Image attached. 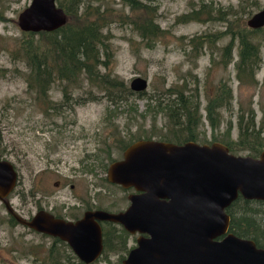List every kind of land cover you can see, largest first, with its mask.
Returning <instances> with one entry per match:
<instances>
[{
  "label": "rangeland",
  "instance_id": "rangeland-1",
  "mask_svg": "<svg viewBox=\"0 0 264 264\" xmlns=\"http://www.w3.org/2000/svg\"><path fill=\"white\" fill-rule=\"evenodd\" d=\"M30 1L0 0V67L7 71L0 76V156L9 159L18 173L16 187L9 198L19 214L29 216L40 204L57 209L62 202H73L70 183L78 184V190L85 192L84 197H87L85 186H88L89 200L96 206L112 210L124 208L128 203L126 194L106 180L107 168L122 157V146L138 132L153 136L164 130L166 120L154 115V110L147 105L153 98L168 96L163 93L165 89L181 88L184 84L197 87L204 116L207 93L214 91L219 80H224L232 88L233 108L231 112L222 110L219 130L225 129L228 118L235 124L241 104H252L258 125L264 122V48L256 81L251 84H241L235 78L237 46L232 50L233 61L227 67L220 59L221 49L231 36L225 32L227 28L233 29L234 24L235 28L246 25L254 12L264 8V0L152 1L157 12L151 7L149 16L153 15L163 30L153 46H148L134 29L130 21L138 13L131 12L122 0H83L77 14L86 5L92 13L97 5L101 12L105 9L109 12V22L102 30L108 65L100 66L99 70L122 85L99 86L82 75L79 88L71 87L67 95L63 93V84L55 82L47 92L45 104L40 98L35 99L36 94L29 90L25 63L12 61L9 49L26 37L17 18ZM56 2L60 6L59 1ZM231 7L237 12L236 16L229 14ZM196 11L199 19L182 20L186 14ZM224 11L227 14L223 15ZM67 19L75 21L77 17ZM202 35L201 44L191 49L190 40ZM135 76L147 79L146 95L137 96L135 93L139 92L130 88ZM126 88L132 93L123 92ZM119 94L127 100L116 98L114 101ZM152 122L155 123L153 129ZM200 131L203 135L198 142L212 139L208 122L205 121ZM237 134L234 126L231 137L236 138ZM81 163L87 173L81 170ZM59 179L67 186L51 195L54 182ZM114 200L118 203L116 208ZM50 246H57L62 254L65 245L10 221V215L0 202V264H39L38 259L46 255ZM104 254L93 264H120L125 255L121 251Z\"/></svg>",
  "mask_w": 264,
  "mask_h": 264
},
{
  "label": "water",
  "instance_id": "water-1",
  "mask_svg": "<svg viewBox=\"0 0 264 264\" xmlns=\"http://www.w3.org/2000/svg\"><path fill=\"white\" fill-rule=\"evenodd\" d=\"M67 18L56 0H31L18 14L17 24L24 32H51ZM246 24L262 28L264 8ZM129 86L135 92L145 91L147 79L135 76ZM107 179L137 192L128 196L130 204L124 211H89L69 221L39 210L26 219L9 198L18 181L17 170L0 156V202L6 212L20 225L66 242L85 264H93L103 252L96 219L150 234L130 250L125 264H264V248L228 232L226 212L238 197L264 201V149L252 156L230 152L221 142L139 139L109 164Z\"/></svg>",
  "mask_w": 264,
  "mask_h": 264
},
{
  "label": "trees",
  "instance_id": "trees-1",
  "mask_svg": "<svg viewBox=\"0 0 264 264\" xmlns=\"http://www.w3.org/2000/svg\"><path fill=\"white\" fill-rule=\"evenodd\" d=\"M58 1L60 6L65 9L67 17H77L75 21L67 19L61 28L51 32H25L27 33L26 37L9 48L12 61L25 63L28 70L25 81L29 90L36 94L35 99L40 98L39 101L45 104V99L48 98L47 92L55 82L63 84V93L67 95V90L69 89L71 92V87L73 90L79 88L78 83L82 75L90 83H96L99 86L104 84L107 87H120L122 85L120 81L114 77L111 79L110 74L102 73L99 70L100 66L108 65L109 58L106 55L102 30L109 22V12L106 9L101 12V7L97 5L92 13L88 10L90 6L86 5L81 13L77 14L83 0ZM122 1L131 12L138 13L130 23L142 40L148 46H153V41L163 33L156 18L153 15L149 16V10L152 11V8L154 12H157L156 6L151 5L155 0ZM224 14L227 12L224 11ZM229 14L236 16L237 12L231 7ZM93 15L94 18L91 19L90 17ZM192 19H199L197 11L182 17L184 22ZM236 21L238 19H234V22ZM246 25L235 28L234 24L233 29L227 28L225 32L230 33V40L222 47L223 51L220 54L224 67H227L233 61L232 50L234 46H237L238 57L234 62V69L235 78L241 84H251L256 81L255 75L263 61L261 52L264 48V26L254 29L246 27ZM201 38L203 35L190 40L191 49L195 50L201 44ZM5 73H7L6 69L0 67V76H4ZM194 77L196 78V76ZM126 91L127 88L123 90V92ZM127 92L132 93L130 90ZM163 93L165 95L168 93V96L153 98L151 99L152 103L149 102L147 105L148 108L154 110V115L162 116L166 120L163 125L164 130L161 129L153 134L158 140L179 144L187 141L198 142L203 135L200 127L204 126L206 121L212 139L207 141L204 138L202 143L221 142L229 148L230 152L252 156H258L264 149V122L258 125L256 111L250 103L239 105L235 124L231 118H228L225 129L219 130L223 122L222 110L226 109L231 112L233 108L232 88L224 80H219L214 91L207 93L204 116L201 111L202 106L197 87L191 88L184 84L181 88L165 89ZM135 94L143 96L146 95V91ZM116 98L127 100L123 94L117 95L114 101ZM110 99L113 100V97ZM234 126L238 132L236 138L231 137ZM150 127L153 129L155 123L152 122ZM205 129L204 131H206ZM142 133L138 132L124 147L122 146L123 151L139 139L153 138L152 135ZM263 207L264 201L245 200L238 197L226 209L230 215L229 231L239 237L252 239L257 246L264 248ZM10 221L16 222L12 216H10ZM109 230H105L104 243L106 246H104L101 256L106 255L104 253H108V251L116 252L125 249V246H110L114 241L113 238L111 240ZM115 233L116 230H112V234ZM56 247L50 246L46 255L38 259L41 261L39 264H85L75 256L68 246H63L62 254L57 251Z\"/></svg>",
  "mask_w": 264,
  "mask_h": 264
},
{
  "label": "flooded vegetation",
  "instance_id": "flooded-vegetation-1",
  "mask_svg": "<svg viewBox=\"0 0 264 264\" xmlns=\"http://www.w3.org/2000/svg\"><path fill=\"white\" fill-rule=\"evenodd\" d=\"M80 165L82 167L81 170L84 173H87L88 170L83 165V163H81ZM106 180L108 181V179H106ZM110 184L118 186L126 194V198L128 199V203H127V205L124 208H119V209H116V210H112V209H109V208H104V207H102L100 205L96 206L95 202L92 203V201L89 200L90 192H89V197H88V186H85L87 188V191H86L87 197H84V193L85 192H80L78 190V186H77L78 184L70 183L68 186H69L70 193L73 192V194H71V196L73 197V202L67 203V204L62 202L61 205H59L57 209L52 208V207H46V206L40 204L39 208L33 214H30L29 216H24V215H22V216L24 218H26V219H30V218H32V216L37 211L45 210V211L51 213L55 218H62V219L69 220V221H76L78 219H81L84 216V214L86 212H89V211L90 212H94V211H97V210H104V211L114 212V213L122 212L130 204L128 196L130 194L137 193V192L132 187L124 188V187H122L119 184H115V183H110ZM65 186H67V184H65L64 181H62L61 179L56 180L54 182V187L50 191V194L53 195L54 193L62 190ZM116 201L117 200L113 201L114 208H116V206L118 205V203ZM58 209H60V210H58ZM96 221H97L98 225L100 226L101 232H102V246H103V250H104V246H106L105 243H104V234H105V230L106 229H110L109 230L110 231L109 232L110 233V237H111V240L113 238V241H114L112 244H110V246H125V249L121 250V252H124L125 255L120 259V264H125L124 260L126 259V257L128 255V253L130 252V250H132L133 248H135L137 246H141L140 245V241H145L146 239H149L151 237L150 234L147 233V232H142V231H139V230L129 231L119 222H113V221H108V220H100V219H96ZM229 226H230V223H229ZM23 227H26V226H23ZM26 228H28V227H26ZM114 229L116 230V233L113 235L112 234V230H114ZM35 232H37V231H35ZM228 232H231V231H229V227H228ZM37 233H40V232H37ZM40 234L48 236V237H51V238H53L55 240H60L57 237L49 236V235L44 234V233H40ZM111 234H112V236H111ZM218 239H220V237ZM60 241L63 242L65 246H68V244L66 242H64L62 240H60Z\"/></svg>",
  "mask_w": 264,
  "mask_h": 264
}]
</instances>
